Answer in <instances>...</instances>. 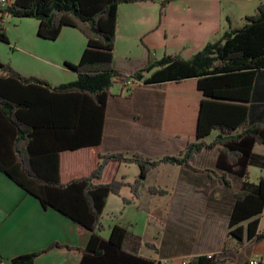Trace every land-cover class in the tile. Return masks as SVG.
I'll list each match as a JSON object with an SVG mask.
<instances>
[{"label": "crops", "instance_id": "crops-1", "mask_svg": "<svg viewBox=\"0 0 264 264\" xmlns=\"http://www.w3.org/2000/svg\"><path fill=\"white\" fill-rule=\"evenodd\" d=\"M222 2L216 0L207 11L201 31L177 36L167 33L171 30L164 22L166 13L158 14L157 8L148 2L119 5L113 68L127 75L135 73L149 59H158L162 51L190 59L207 43L218 40L229 27L242 26L259 3L264 5V0H228L225 3L231 4L232 8L222 13L219 10ZM37 27L38 23L34 31L35 42L30 47L10 43L7 46L13 53L22 51L25 57L39 64L31 67L27 62L26 66L19 59L10 65L25 78H40L51 87L8 81L3 93L28 104L25 108L20 106L27 111L23 118L34 112L32 117L26 118L28 121L46 119L51 122L54 129L45 131L43 142L46 150L57 152L61 150V137L71 140L75 134L79 135L85 115H81V97L56 92L53 87L75 80L77 74L64 64L76 65L87 42L80 32L69 27L63 28L54 41L41 40L36 35ZM3 31L6 34V30ZM133 44L138 45L137 55L126 52ZM48 67L54 70L50 71ZM128 88L132 92L130 97L126 96L127 88L114 84L98 145L64 149L58 153L60 183L89 175L97 166L100 155L141 154L148 159H158L180 154L189 142L197 140L202 93L197 91L195 79L151 86L132 84ZM8 120L9 117L0 110V157L11 160L10 152L18 133ZM63 126L65 128L61 129ZM215 135L216 132H212L206 141L211 142ZM253 152L264 156L261 146L255 145ZM218 156L217 148H213L202 150L189 167L161 163L146 172L138 197L133 196L129 185L122 187L118 196L111 194L103 211L105 229L100 235L107 238L112 225L123 227L128 233L123 251L153 264H188L189 260L200 256L220 257L224 259L221 264H248L250 260L264 264V239L244 238L239 244L229 236L228 222L234 196L241 188L242 180L228 175L229 188L216 183L208 189L210 179L222 174L216 168ZM251 169L258 170L256 182L264 176V170L250 167L249 173ZM139 172L135 164L111 163L104 171L102 182L115 179L133 185ZM150 187L166 193L151 194L148 192ZM124 200L129 202L123 203ZM137 220L143 221L142 230L135 229L134 221ZM258 233H264V208ZM90 234L63 214L49 207L43 208L35 197L0 171V260L4 264L17 256L33 253L38 256L32 264H80L81 249L86 247ZM54 244L60 246L52 247Z\"/></svg>", "mask_w": 264, "mask_h": 264}, {"label": "trees", "instance_id": "trees-1", "mask_svg": "<svg viewBox=\"0 0 264 264\" xmlns=\"http://www.w3.org/2000/svg\"><path fill=\"white\" fill-rule=\"evenodd\" d=\"M12 4L0 6V19L27 18L37 21L36 35L41 40L58 39L63 28L80 32L87 44L76 65L65 63V67L77 74L74 81L53 87L56 92L71 93L81 97L79 135L66 139L61 137V150H46L43 142L48 131L54 129L48 120L28 121L34 112L20 107L27 103L16 101L3 93L6 82L51 85L40 78L20 75L9 65L0 61V110L9 117V123L18 136L13 144L11 160L0 157V171L4 172L22 190L35 197L43 208H52L63 214L77 227L91 232L85 248L81 249L80 264H153L150 260L123 251L127 231L112 225L107 238L100 233L103 211L111 194L119 195L122 187L130 186L134 197L146 172L161 163L190 166L202 150L217 148L216 168L222 174L210 179L208 189L216 183L229 188L228 175L242 180L236 192L235 203L228 222L229 236L239 244L242 240L264 239L258 226L264 208V176L257 182L249 180V168L264 170V156L253 152L255 145L264 148V5L259 3L253 15L244 19L242 26L231 28L215 42H209L190 59L181 56L163 55L160 59H149L144 67L132 74L113 68V50L117 25L118 6L154 0H11ZM166 0L161 6V13ZM9 39L0 27V43L9 44ZM195 79L197 91L202 93L196 141L189 142L177 155L148 159L141 154L112 153L100 155L97 166L87 176L66 183L59 181L58 153L64 149L96 146L99 143L104 113L114 84L126 88V84L157 85L178 83ZM29 88V87H27ZM126 96L130 97L131 88ZM86 101V103H85ZM21 114V116H20ZM37 114V113H36ZM65 127H61L64 129ZM46 131V133H45ZM216 132L211 142L206 138ZM41 148V149H40ZM111 163L135 164L140 172L133 185L111 179L102 182L104 171ZM206 191V190H205ZM151 194L166 192L155 187L148 188ZM124 200L123 203H128ZM245 223V226L243 224ZM54 244L52 247H59ZM51 247V248H52ZM38 254L17 256L8 264H32ZM224 259L216 256H200L188 264H221Z\"/></svg>", "mask_w": 264, "mask_h": 264}, {"label": "rangeland", "instance_id": "rangeland-1", "mask_svg": "<svg viewBox=\"0 0 264 264\" xmlns=\"http://www.w3.org/2000/svg\"><path fill=\"white\" fill-rule=\"evenodd\" d=\"M165 1L166 0H154L153 2L152 1H146V2L156 7L158 10V14L161 15L163 13H166L165 14L166 16H164V22L167 24V26L171 30V32H167V33L168 34L173 33L174 36H177L179 33H183V34L190 33L191 34L195 31H198V32L201 31V29L204 28L203 25L205 22L207 11H209L213 7L214 2H216V0H172L171 4H165V7L161 13V6ZM227 1L228 0H223V2L221 3V6H219V10L222 13H225L226 11H229L232 8L231 4L225 3ZM140 15H143V13H141ZM140 15H137V16H140ZM158 16L156 17L157 21H159ZM2 21L5 26L2 27L3 26L2 24L1 27L6 30V34L8 35L10 39L9 43L11 45L16 44L17 47L20 45L24 47L25 46L30 47L32 44H34L35 42L34 31H35L37 21L33 19H27V18H21V19L11 18V16L4 18ZM137 49H138V45L133 44L132 46H129L126 52L131 53L132 55H137ZM165 54L166 52L162 51L159 54L158 59H160ZM167 56H175V55L168 54ZM19 59L26 66H28V63H30L31 67H36V64H39L37 61L31 60L28 57H25V54L22 51H19V52L15 51L13 53V50H11L9 46H7V44L0 43V61L2 64L9 65V67L12 68L10 64L19 62ZM47 69H49L50 71L54 70V68L52 67H48ZM128 85H132V84L127 83L126 88H128ZM256 171L258 170L251 169L248 175L249 180L252 182H256L255 180ZM134 224H136L135 225L136 230L143 229V221L141 222L137 220V221H134Z\"/></svg>", "mask_w": 264, "mask_h": 264}, {"label": "built area", "instance_id": "built-area-1", "mask_svg": "<svg viewBox=\"0 0 264 264\" xmlns=\"http://www.w3.org/2000/svg\"><path fill=\"white\" fill-rule=\"evenodd\" d=\"M10 4H12L11 0H0V6H2V7L8 6ZM2 24H3V21L0 19V27L2 26ZM0 264H4L3 260H0ZM248 264H259V263H258V261L250 260L248 262Z\"/></svg>", "mask_w": 264, "mask_h": 264}]
</instances>
